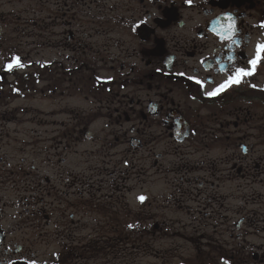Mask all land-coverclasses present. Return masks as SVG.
I'll return each mask as SVG.
<instances>
[{
    "label": "flooded vegetation",
    "instance_id": "1",
    "mask_svg": "<svg viewBox=\"0 0 264 264\" xmlns=\"http://www.w3.org/2000/svg\"><path fill=\"white\" fill-rule=\"evenodd\" d=\"M261 25L264 0H0V264H58L37 263L31 249L53 240L61 264L116 253L134 229L148 228L149 206L134 212L128 194L149 180L150 167L171 176L170 198L189 216L190 202L212 213L224 207L226 197L209 191L211 178H248L251 168L264 176L263 163L247 161L264 143V62L207 95L235 69L251 67L264 44ZM23 45L33 56L27 69L7 71V57H21ZM23 81L48 105L30 110L27 144L40 163H31L22 187L20 165L10 168L3 150L11 130L19 132L7 123L27 112L8 111L4 101ZM215 147L230 164L219 172L209 157ZM6 183L13 194L31 190L37 198L44 189L51 199H33L22 212L18 194L7 212ZM263 196L255 194L261 209L253 217L237 206L239 264H264ZM219 212L224 222L216 225L230 229ZM190 226L177 217V230Z\"/></svg>",
    "mask_w": 264,
    "mask_h": 264
},
{
    "label": "rangeland",
    "instance_id": "2",
    "mask_svg": "<svg viewBox=\"0 0 264 264\" xmlns=\"http://www.w3.org/2000/svg\"><path fill=\"white\" fill-rule=\"evenodd\" d=\"M24 47L25 45L20 47L24 50V54L21 57L25 58L26 63H29L33 56L27 53L28 49ZM7 58H11V56ZM4 102L8 111H20L23 113L27 110L26 114L17 115L18 117L14 121L7 123V126L11 129L19 128V132L11 130L12 133L7 136L3 150L7 158V165L10 168L20 165L21 185L23 187L29 184L24 179H30L32 174H34L31 163H40L39 159L33 156L31 146L27 144L31 136L30 127L33 126L30 110L32 106L46 109L48 102L44 96H34L31 93L6 97ZM86 105L89 104L86 103ZM254 109L258 111L259 107L255 106ZM258 112L260 113V111ZM227 153V151L218 147H215L210 152L209 157L217 160L215 166L218 170L217 172L220 169L230 167V164L225 162L222 164L220 162ZM23 158H25V161L22 160ZM251 158L264 164V143L247 156V161ZM250 171L251 176L248 178H241L235 175L228 179L225 178L223 181L216 176L211 178L215 181V187L209 191L215 195L226 197L223 200L224 207L219 209L217 208L218 204H216L214 208H217L216 213L220 211L221 213L219 212V214H223L229 219L230 229L227 230L226 228H221L220 225H216L223 223L224 220L220 219V215L212 213L211 208L205 209L204 206H198L196 202H190L189 204L196 211L193 215L189 216L187 209L184 208L177 210V204L174 205L173 199L170 198L173 190V181H168V178L171 176L161 173L156 167H150L149 180L134 183L133 191L128 194L129 209L132 208L134 212L139 211L141 206H149L145 210L148 211L147 214L150 218L147 230L134 229L132 231L133 240L128 241L127 245L125 241L122 242V245L119 241L116 253L102 249L100 257L95 260L89 259L87 264H225V261H228V264H239L237 261L238 230L235 227V223L241 214L237 212V206H243L242 212L244 214L250 213L252 214L251 217H253L254 212H259L261 209L255 194L260 192L264 195V181H262L264 176L256 172L254 168H251ZM40 172L44 175L47 173L44 165L40 167ZM134 182L137 181L135 180ZM10 185L11 183H6L5 200L7 202V212H12L13 209L10 208V203L13 200H18L19 194L18 192L13 194L9 189ZM45 186L46 183L43 180L42 188ZM19 195L21 196V201L18 206L22 212H24L26 207L33 205V199L43 197V203L49 202L51 199L44 189L42 193L39 192L36 195L37 198L34 197L35 194L31 190L22 189ZM141 195L146 197L143 203L138 199ZM243 195H245V199ZM262 201L264 202V196ZM165 202L170 204V207L166 210L160 207L164 206L163 203L165 204ZM149 203L150 205H148ZM206 212L208 215H205ZM89 217L99 218L100 216L92 214ZM177 217L182 222L190 223L191 226L187 229L177 230ZM135 221L136 218H133V222ZM205 221L207 225H203ZM42 223L44 224V221ZM90 232V229L84 230V233L88 234ZM105 232L108 233L107 231ZM248 238L251 240L255 239L253 235ZM31 249L38 255L36 257L37 263L41 261L56 262V260H59L60 262H57L61 264L64 260L62 247L56 240L50 241L49 245L40 244ZM232 255H234V259H231Z\"/></svg>",
    "mask_w": 264,
    "mask_h": 264
},
{
    "label": "snow or ice",
    "instance_id": "3",
    "mask_svg": "<svg viewBox=\"0 0 264 264\" xmlns=\"http://www.w3.org/2000/svg\"><path fill=\"white\" fill-rule=\"evenodd\" d=\"M190 3L191 0H188ZM264 26V25H261ZM232 25H229V29H232ZM264 62V44H260L257 46V53L255 58L248 61L250 68H237L235 69L234 73L229 76V78L222 84L218 86L214 91L207 93L209 96H214L218 92L223 91L227 87L233 85V84H239L242 82V79L247 76H251L256 71L258 63ZM6 69L11 71L14 70V68H21L25 67V65L22 62L21 57L16 56L13 58L12 62L8 63L6 66ZM255 87V85H253ZM138 199L143 203L146 200V197L141 195L138 197ZM129 227H133V225H129ZM225 264H228V261H225Z\"/></svg>",
    "mask_w": 264,
    "mask_h": 264
},
{
    "label": "trees",
    "instance_id": "4",
    "mask_svg": "<svg viewBox=\"0 0 264 264\" xmlns=\"http://www.w3.org/2000/svg\"><path fill=\"white\" fill-rule=\"evenodd\" d=\"M12 60H9L7 62L10 63V62H12ZM22 62H23L24 65H26V63H24V61H22ZM8 63H6V64H8ZM14 69H19V68H14ZM7 71H9V70H7ZM20 78H22V80H28V79H30L29 71L24 72L23 74H21ZM29 90H30V85L28 84V81H26V82L23 81V83L21 85L12 86L10 88V91L8 92L7 96L25 95L26 93L29 92Z\"/></svg>",
    "mask_w": 264,
    "mask_h": 264
}]
</instances>
